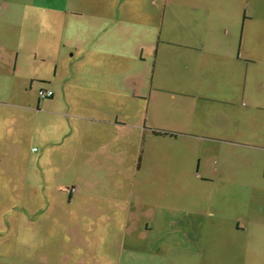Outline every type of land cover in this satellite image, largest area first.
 Segmentation results:
<instances>
[{
    "label": "crops",
    "instance_id": "1",
    "mask_svg": "<svg viewBox=\"0 0 264 264\" xmlns=\"http://www.w3.org/2000/svg\"><path fill=\"white\" fill-rule=\"evenodd\" d=\"M4 7L0 137L22 144L34 118L38 146L25 151L37 153L44 171L49 163L69 171V203H86L97 218L123 216L115 201L120 188L140 182L143 170L150 177L168 166L177 170L167 176L176 184L188 177L264 183V16L258 13L264 4L6 0ZM66 8L77 16L65 37L70 45L25 33L29 19L40 23L45 12ZM14 58V68L18 59L40 64L47 73L38 90L48 87L53 95L38 96L35 106L12 101L7 69ZM137 58L149 63L127 83V63ZM10 152L19 155L21 148ZM253 225L237 220L235 231H253ZM247 256L264 264V246Z\"/></svg>",
    "mask_w": 264,
    "mask_h": 264
},
{
    "label": "rangeland",
    "instance_id": "2",
    "mask_svg": "<svg viewBox=\"0 0 264 264\" xmlns=\"http://www.w3.org/2000/svg\"><path fill=\"white\" fill-rule=\"evenodd\" d=\"M5 2L0 0V15ZM248 4L262 5L264 0H248ZM258 13L264 16V10ZM75 18L69 8L48 11L40 23L29 19L25 33L47 44L62 40L70 45L65 37ZM58 24L60 32L54 33ZM142 61L129 60L127 83L149 58L146 64ZM14 63L15 58L7 69L14 85L10 99L35 106L40 78L47 72L29 59H18L16 68ZM33 120L22 135V144L0 137V264H253L255 257L247 255L264 246V183L207 184L188 177L176 184L167 176L176 175L177 170L156 164L155 176L148 177L143 170L140 182L120 188L115 201L124 206L123 216L112 218L109 212L97 218L90 208L87 211L86 203H69L64 192L70 183L69 171L50 163L44 171L37 153L25 151L38 146ZM20 148L19 155L11 154ZM164 153L163 167L167 166ZM193 161L196 165L197 158ZM108 190L107 199L113 201L112 188ZM247 219L254 230L235 231L236 221L245 224Z\"/></svg>",
    "mask_w": 264,
    "mask_h": 264
},
{
    "label": "built area",
    "instance_id": "3",
    "mask_svg": "<svg viewBox=\"0 0 264 264\" xmlns=\"http://www.w3.org/2000/svg\"><path fill=\"white\" fill-rule=\"evenodd\" d=\"M53 95V91L51 88H48V87H43V88H40L38 90V96L39 98L41 99H45V98H48V97H51ZM35 149V147L33 148ZM74 190V188H70V191L72 192Z\"/></svg>",
    "mask_w": 264,
    "mask_h": 264
},
{
    "label": "trees",
    "instance_id": "4",
    "mask_svg": "<svg viewBox=\"0 0 264 264\" xmlns=\"http://www.w3.org/2000/svg\"><path fill=\"white\" fill-rule=\"evenodd\" d=\"M69 191H70V188H69Z\"/></svg>",
    "mask_w": 264,
    "mask_h": 264
}]
</instances>
